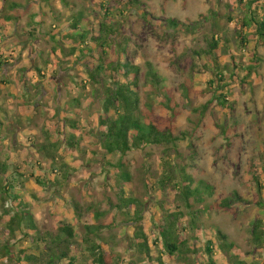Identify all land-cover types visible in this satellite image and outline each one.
I'll list each match as a JSON object with an SVG mask.
<instances>
[{"label": "rangeland", "instance_id": "rangeland-1", "mask_svg": "<svg viewBox=\"0 0 264 264\" xmlns=\"http://www.w3.org/2000/svg\"><path fill=\"white\" fill-rule=\"evenodd\" d=\"M12 1L21 5L13 11L19 17L6 25L0 42V52H4L8 62L0 70L3 79L0 159L9 156L28 178L21 190L40 231L56 233L59 220L82 231L74 211L77 202L88 209L85 217L89 221L112 224L102 234L104 246L116 251V264H157L159 249L151 248L150 257L143 253L134 238L135 227L130 217L116 207L119 184L113 164L120 160L131 173L132 190L125 195L137 198L144 206L143 231L151 246L157 237L154 223L163 215L160 205L173 209V196L178 190L172 184L165 189L145 186L146 180L151 183L162 176L165 146L149 145L113 156H108L101 147L98 130L101 103L92 94L89 82H84L86 65L95 62L97 54L93 58L88 55L79 58L57 50L60 61L54 64L50 48L55 43L50 32L54 25L58 34L70 30L72 15L80 11L96 25L104 20L113 24L114 50L118 43L128 42L130 56L140 68L142 107L150 96L155 97L154 90L145 84L147 62L163 78V84L175 89L179 112L175 134L179 139L175 151L169 150L170 160L173 166L185 165L195 180L203 179L214 188L212 197L193 207L194 222L190 216L181 218L180 227L185 236L201 250L207 240H215V232L220 230L237 245L240 258L264 264V247H255L250 232L259 198L252 174L257 173L264 184V37L255 33L253 24L245 30V44L237 36L239 19L250 11H257L260 16L264 0H141L140 9L131 8L129 0H0V14L6 13L7 2ZM100 3L109 9L111 17H106ZM170 18L190 25L193 30L186 33L172 28L166 22ZM214 33L219 39V46L212 53L216 62L204 65L209 60L196 56L194 50L205 49ZM252 45H256L261 62L248 82L231 81L229 73L234 63L238 67L249 64L252 55L248 48ZM222 68L228 69L221 83L223 89L211 90L208 81ZM117 76L120 77L118 71ZM82 80L84 86L79 84ZM183 86L187 88L186 97ZM221 93L226 105L233 107L234 121L217 98ZM74 98L80 99L81 105ZM153 102H158L157 97ZM76 110L79 111L76 118L83 127L77 132L81 150L67 149L66 140L61 141L58 161L63 168L53 171L52 161L42 153L40 144L47 132L62 129L64 117L76 115ZM30 174L41 180L51 175L57 182L42 186ZM233 192L243 201L233 204L231 210L216 207ZM260 195L264 198V189ZM17 205L11 198L5 202V207L15 211L20 209ZM94 210L103 213L100 219L93 217ZM32 234L25 226L8 234L6 224L0 222V241H7L11 249L31 244ZM214 252L219 264H230L218 249ZM4 262L1 258L0 263ZM162 262L206 264V256L200 251L197 257L190 256L185 261L164 254Z\"/></svg>", "mask_w": 264, "mask_h": 264}, {"label": "trees", "instance_id": "trees-1", "mask_svg": "<svg viewBox=\"0 0 264 264\" xmlns=\"http://www.w3.org/2000/svg\"><path fill=\"white\" fill-rule=\"evenodd\" d=\"M140 2L141 0H129L131 8L135 9H140ZM19 5L21 4L18 2H7L6 13L0 14V42H2L6 25L12 24L19 17L13 13ZM99 5L105 10L106 17H111L109 9L102 3ZM166 22L172 28L186 33L193 30L190 25L172 18L167 19ZM252 24L255 26V33L259 37H264V7L260 16L257 15V11H250L249 15L246 14L239 19L237 36L241 43L245 44V30ZM69 27L70 30L58 34L59 30L54 25L50 35L55 44L50 48V52L53 55L55 65L60 61L57 50L60 54L67 53L69 56L76 55L79 58L85 55L93 58L97 54L96 61L86 65V80L84 82H89L92 94L99 97L101 103V111L98 116L99 143L106 154L108 156L124 155L149 145L165 146L163 174L151 183L146 180L145 186L148 185L151 188L157 185L159 188L165 189L172 184L178 190L173 196V209L160 205L163 215L154 223L157 237L152 240L153 246L150 245L143 231L144 206L140 204L137 198L125 195L126 191L132 190L131 173L122 161L119 160L113 164L117 170L116 181L119 184L116 207L130 217L129 221L135 227L134 238L138 248L149 257L151 248L159 249L160 254L156 258L157 264H163L162 256L164 254H167L169 258L179 257L188 261L190 256L197 257L200 251L206 256V264H219L215 257L214 251L216 249L230 264H253L251 259L239 257L236 252L237 245L230 242L227 235L220 230H216L215 240H207L204 249L200 250L185 236L180 227L182 217L190 216L191 222H194L195 211L193 207L202 205L207 197H212L214 188L203 179L195 180L187 172L185 165L173 166L170 160L169 150L175 151L179 139L175 134V119L179 114L176 109L178 104L175 100V89L163 84V78L147 62L145 84L146 87L154 90L153 93H155L158 102L154 103L153 98L155 97L152 96L151 99L150 96V100L142 107L140 68L130 56L128 42L118 43L114 50L112 39L116 31L113 24L104 20V22L96 25L88 16L79 11L72 15ZM215 35V33L212 34L205 49L194 50L196 56H203L209 60L203 62L204 65L216 62L212 53L218 48L219 39ZM67 41L69 45L63 44ZM256 49V45L248 48L252 56L249 58L250 62L247 66L240 64L238 67L239 64H233L234 69L229 73L231 81L248 82V78H250L255 67L261 62L256 54ZM106 56H109L107 60ZM6 63L8 62L4 58V52H0V70ZM226 70L228 71V69H218L214 77L208 81V88L214 91L223 89L221 83L226 78ZM117 71L120 75L119 78ZM2 82L3 79L0 75V85ZM84 82L82 80L79 84L84 86ZM185 86L182 88V93L186 97L187 88ZM83 96L85 97L86 94ZM217 98L220 104L224 105L231 114L232 121H234L232 117L233 107L226 105L225 96L221 93ZM73 101L81 105L80 99L74 98ZM78 113L79 111L76 110V115L64 117V127L62 129L57 128L50 134L47 132L45 140L40 144L42 153L46 157H50L52 161L53 171L63 168L58 161L61 155L58 153L61 141L66 140L67 149L77 147L78 150H81V138L77 137V132L81 131L83 127L81 120L76 118ZM84 134L89 135L88 132ZM5 159H0V222L4 221L8 234H12L15 229H21L23 226L33 234L31 244H21L14 249L10 248L7 241H0V259H5L4 264H60L63 261H66V264H116V251L111 246H104L106 241H104L102 234L104 229L110 230L112 224H95L89 221L85 217L86 213L89 212L88 209L86 211L77 202L74 203V211L76 218L82 224V231L74 228L69 222L59 220L56 233H42L29 203L24 199L25 194L21 190L23 182L28 178L20 171L17 163L9 160V156H6ZM50 176L41 180L30 174V178L42 186H49L48 184L57 182L55 177ZM251 177L255 184L256 193H259V198L256 201V218L251 223L250 232L255 247L261 248L264 247V198L261 197L260 192L261 189H264V184L260 181L257 173H253ZM10 198L18 204L17 206L20 208L18 211L5 207L6 200ZM240 201L243 200L236 192H233L232 196L225 197L218 202L216 207L231 210L233 204ZM205 209L203 208V210ZM102 215L103 213L99 210L93 212L95 219H100Z\"/></svg>", "mask_w": 264, "mask_h": 264}]
</instances>
